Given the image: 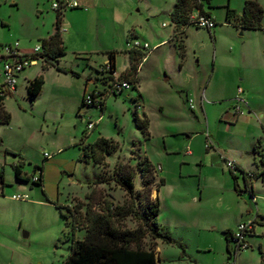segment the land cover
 <instances>
[{
	"label": "rangeland",
	"instance_id": "374dc122",
	"mask_svg": "<svg viewBox=\"0 0 264 264\" xmlns=\"http://www.w3.org/2000/svg\"><path fill=\"white\" fill-rule=\"evenodd\" d=\"M76 1L88 13L94 11V2L108 17L119 19V28L133 24L137 37L126 38L145 40L150 52L138 67L139 86L105 95L103 110L94 105L80 107V89L85 83L83 69L94 68L93 74L100 75L98 70L107 56L93 53L88 63V54H74L68 47L59 57L60 66L68 71L60 76L62 80L53 76L52 66L43 68L38 61L24 70L29 77L36 72L43 75L38 95L30 99L24 81L17 92L3 97L10 120L0 123V172L6 183L0 195V264H61L70 254L72 237L81 239L85 233L83 227L74 226L73 211L82 219L87 204L99 209L106 205L104 201L120 205L129 199L114 180L116 171L132 176L135 208L143 215L146 188L138 162L144 158L150 164L146 177L151 199L159 186L157 220L169 240L183 244L188 264L226 263L224 237L218 226L226 221V211L237 207V200L251 205V198L248 192L235 195L230 178L215 174L207 156L196 158L205 154L206 129L217 131L221 147L236 150L244 158L261 157L252 143L259 134L256 146L264 150L260 125H264V115L257 118L254 111L247 113L246 105H241L243 114L238 122L246 120L228 132L219 113L236 104L239 86L243 90L239 97L264 114V0H256L263 15L255 29L225 19L226 7L238 13L245 0H210V5L203 0L216 24L210 30L188 24L181 36L183 53L175 41L168 39L166 44L154 46L152 40L168 29L161 24L174 0ZM54 18L50 0H0V45L18 41L29 51L39 43V34L53 28ZM97 23L98 28L104 27V22L94 17L88 24L82 22V29L95 30ZM121 51L116 56V77L130 64ZM72 70H78L81 78L71 74ZM96 87L106 88L101 79L89 84L90 90ZM136 103L138 117L148 119L147 135L134 122ZM88 120L95 124L87 136ZM99 137L112 140L115 148L102 163L91 158L85 162L82 145ZM187 149L193 154H186ZM21 160L23 177L39 174L35 166L41 167L42 185L15 178L14 165ZM160 177L164 184L159 183ZM18 193L28 198L11 197ZM200 193L201 199L195 200ZM260 213L264 215V202ZM211 224L215 230L210 229ZM122 226L133 229L137 220L128 216ZM252 238L248 236L252 248L237 253V264H264ZM261 239L264 243V237ZM147 243L146 239L145 247ZM175 245L162 242V261L181 253Z\"/></svg>",
	"mask_w": 264,
	"mask_h": 264
},
{
	"label": "trees",
	"instance_id": "16d2710c",
	"mask_svg": "<svg viewBox=\"0 0 264 264\" xmlns=\"http://www.w3.org/2000/svg\"><path fill=\"white\" fill-rule=\"evenodd\" d=\"M208 2V0H206ZM198 10L200 14L210 16L203 8V0H174L169 18L173 24V39L176 42L180 53H183V44L181 36L185 27L189 24V14L193 10ZM263 15V8L256 0H245L240 13L226 7L225 19L232 21L235 25L241 28H259L260 20ZM60 16L56 15L55 29L47 38L41 39L42 53L39 55L45 62V66H53L57 71L67 73V69L59 66L58 57L65 53L62 40L59 34ZM210 30V29H209ZM129 56V66L122 72L118 78L131 81L136 87V73L139 63L146 56L147 52L141 51H126ZM108 64L110 69L108 76L102 77L104 72L100 73L99 79L102 81L105 78H112L111 73L115 71L114 51H107ZM71 74L77 76L75 71ZM44 78L42 74L35 76L27 85V92L30 99H33L40 92ZM86 105L81 100L80 107ZM104 101L101 102L100 109H103ZM133 119L138 128L147 135L148 121L144 118H139L136 110H133ZM10 114L3 107V98H0V123H8ZM83 141V139H82ZM83 152L81 159L88 162L91 158L95 163H102L106 154L110 153L115 148V143L104 137L97 138L94 142L85 143L82 145ZM16 155V154H13ZM21 164L14 165V175L17 180H29V177L22 176ZM141 175L145 178L142 183L143 188H146V197L143 205V215H140L134 204V184L132 176L120 171H116L114 180L128 195L129 199L123 204L113 205L104 201V207L97 209L96 207H88L87 204L82 219L76 216L74 212V226L83 227L84 235L81 239L72 237L70 244V254L61 264H159L156 258L155 247L156 240L163 242L170 241L169 234L164 231L157 222V214L159 212V201L157 197L150 198L151 184L148 183L147 175L150 171V164L146 158L138 162ZM39 170L38 182L32 184H42L41 167L35 166ZM234 181L236 177H233ZM6 185L3 174L0 172V194ZM67 217L66 214H64ZM132 216L137 220V226L133 229L122 226L123 220ZM80 224V225H79ZM224 236L227 241V259L229 257V239L230 231H224ZM146 239L148 243L145 247ZM181 249L180 257H185L184 246L180 242H176ZM226 264V263H225Z\"/></svg>",
	"mask_w": 264,
	"mask_h": 264
},
{
	"label": "crops",
	"instance_id": "0c3cea01",
	"mask_svg": "<svg viewBox=\"0 0 264 264\" xmlns=\"http://www.w3.org/2000/svg\"><path fill=\"white\" fill-rule=\"evenodd\" d=\"M209 3H210V0H208L207 5H210ZM78 4H79L78 7L65 9L62 11L61 15H59L61 17L60 22H59V34H60V37L62 40L64 51H65V48L68 47V48L72 49L74 54L75 53L76 54H88V56H89L87 58L88 63L90 61H92V58H94L93 53L100 52V53H104L107 56V54H106L107 51H114L115 52V55H114L115 69H116V56L118 53H120V50H122L121 52H122L123 56H126L128 59H129V56H128V53L126 51H141V52H143L142 50H139V49L130 48L127 45V42H128V38H126V37H128L127 35H132V37H137V35H136L137 32L133 28L134 27L133 24L127 25V27L129 26V28H127L126 26L123 28H119V19L117 17H114V16L108 17L106 15V13L101 10V8H99L96 4H94V2H93L94 11L92 13H88V10L85 7H83L79 2H78ZM203 8L205 11H207L209 13V15L211 17L214 18V15L212 14L211 10L208 8H205L204 4H203ZM170 11H171V9L166 14L167 17L163 18L162 24H161L163 29H165V28H168V29L166 30L165 34L159 35V36L155 37V39H152L154 42V46L165 43L168 39L174 41V39H173V24L171 23L170 18H169ZM238 13H240V11ZM56 15H58V13L55 11L53 28L51 30H48L45 34H39V36H38L39 41H41V39H43V38H47L49 35H51L53 33V31L55 29ZM155 16L158 17V15H155ZM94 17L97 19V21L102 20L104 22V24H103L104 27L101 26L98 28V25H100V24L97 23L95 25V30L94 29L90 30L88 28L89 31L88 30L84 31V29H82V27H84L82 22L88 24V23H90V21ZM214 20H215V18H214ZM215 23H216V20H215ZM130 31H131V33H130ZM78 39H80V41H77ZM119 40H120V43H119ZM144 42H146V41L144 40ZM78 43L81 44L79 48H78V46L77 47L74 46ZM19 48H20V51H22L24 53H30L33 49L32 48L28 51L27 48L23 47L20 43H19ZM183 50H184V48H183ZM149 52H147V54ZM147 54H146V56H147ZM146 56L143 59H145ZM59 57H58V64L60 66ZM107 61H108V58L106 57L103 60V63L101 64L100 68ZM40 62L42 63L41 66L43 68L47 67V66H45V62L43 60H40ZM87 65L89 66L90 64L86 63V66ZM90 67H92V66L90 65ZM26 69H24V70H26ZM93 69L94 68H91L89 71H86L85 68L83 69V71H85V76H84L85 77V83H84V85H82V87L80 89V97L81 98H83L87 93H90L93 90H99L98 87H96L95 89L93 88L91 90L89 88V84L90 83L95 84V82L99 80V76H100V75L93 74V71H94ZM24 70L18 75V80H17L15 92H17L18 86L21 82L27 81V83H29L30 80H32L35 76L39 75V72H36V74H32V76L29 77L28 73L25 72ZM53 71H54V72H52V74H54L53 76H55L56 78H60L59 80H62V77H60V76H63L62 74H65V72L63 73V72L57 71L55 68L53 69ZM73 71H75L78 74L77 76L81 78V74H79L80 72L78 70H73ZM31 77H33V78L31 79ZM136 78H137V84H136V87H137V86H139L138 69H137V73H136ZM27 85H26V87H27ZM239 88L240 87L237 86L236 97L240 96L243 92V90L240 88L242 91H241V93L238 94ZM139 96H140L141 100H143L142 93L140 91H139ZM235 100H236V98H235ZM243 100H244L243 102H239V103H237V101H235L236 104L234 106H232V107L225 106L220 110L219 119L225 121V130L226 131L233 132L234 130H236L238 128V126L241 124V122L246 120V118H245V119H242L241 122H238L240 115H235V113H234V107L237 104H239L240 108H241V105H246V108L248 109L247 113L254 111L257 118H260L261 116L264 115L262 113V111H256L254 106L252 105V103L250 101H246L245 99H243ZM201 102H202V98H201ZM85 106H86V108L91 107V105H85ZM3 107H4V104H3ZM4 109H5V107H4ZM101 110H103V109H101ZM260 125H261V130L263 129V131H264L263 123H260ZM206 131L208 132V135H209L210 139L212 140V147L207 149L203 145L205 154L204 155L201 154V156H198V157L196 156L197 157L196 159L203 158L204 156H207L209 161H211V166L213 168V172L215 174L217 173V174H220L221 176H225L226 178H230L231 187H232L231 190H233V193L235 192V195L238 196L239 194H243V193L248 192L249 196L251 198V202H252L251 205L253 206V208H252L251 205L248 204L246 201L237 200V202H238L237 207H235L234 209H229L228 211H226V221L221 222L222 224L220 226H218V227H220V228H218V231H221V234L224 237L225 250L227 251V244L228 243H227L226 238L224 236V231L232 232L238 223L254 218L256 222L254 224V228L252 230V233L249 236L254 237V239L252 238L251 240L254 242L255 245H257V249H258L260 255H262L261 257L263 259L264 258V243H263V240L261 238L264 237V215H262L260 213V205L264 202V150H263V146L261 147L260 145H258V147H257L256 146L257 144L255 142L256 139H258V141H259L260 136H259V134L255 135L254 141L252 143V148H254V146H255L257 153L260 154L261 157L259 158L258 157L259 155L255 154V156L252 158H251V155L249 158H246V157L244 158L240 154V152H236V150H233V149H230L227 147L226 148L221 147V144L219 143V140L217 138V131L212 132V130H211L209 132L206 129L204 132H206ZM259 133H261V132L259 131ZM85 134L87 136L90 135L89 130H87ZM204 139H205V137H204ZM9 151L13 152V150H9ZM190 154H193V153H190ZM220 155H224L227 159L234 161V163L236 164L238 169L236 171H233V172L229 171L227 168L225 169V164H224L223 160L220 158ZM21 162H23V160H21ZM41 177H42V170H41ZM233 177H236L235 181H234ZM42 181H43V179H42ZM159 183L164 184V178L163 177L159 178ZM17 185H20V184H17ZM156 187L157 188H154L153 191L155 192L154 197H157V199H158L159 186H156ZM3 194H4V187L2 189V194H0V195H3ZM13 195L11 196L12 198H13ZM199 199H201V193L198 195V197L195 200H199ZM158 201H159V199H158ZM157 216H158V214H157ZM156 219H157V217H156ZM157 222H158V220H157ZM158 224L161 227V224L159 222H158ZM209 227L211 230L216 229L215 224H211V225H209ZM247 240H248V243L250 245V248H252V245L250 244V240L248 239V237H247ZM162 242L163 241H161V240H156L155 253H156V258H157V261L159 264H163V263H165V264H188L187 258L180 257V251L175 252V256H173V257L168 256L170 258H164V260L162 261L161 257H160V255L163 252ZM176 242L177 241H175V240H170V241H167V244L174 245V244H176ZM226 257H227V255H226ZM223 264H225V263L223 262ZM236 264H237V262H236Z\"/></svg>",
	"mask_w": 264,
	"mask_h": 264
},
{
	"label": "built area",
	"instance_id": "2783aa9c",
	"mask_svg": "<svg viewBox=\"0 0 264 264\" xmlns=\"http://www.w3.org/2000/svg\"><path fill=\"white\" fill-rule=\"evenodd\" d=\"M51 7L61 15L62 11L68 8H76L79 6L76 0H50ZM189 24H193L197 27L211 29L215 26V20L211 16H206L200 14L198 10L192 11L189 14ZM127 45L133 49H139L142 51L149 52L150 46L147 42L140 41L139 39L132 38L127 42ZM42 43L39 41L30 53H24L20 51L19 42L14 41L13 43L2 44L0 45V63H1V82H0V98L8 94H12L16 90L18 75L26 68L31 65L36 64L38 61L42 60L39 56L42 53ZM110 66L108 61L99 68L100 71L104 72L102 77H106ZM112 78H105L102 82L105 84L106 88L93 90L90 93H87L83 98V102L86 105H94L100 108L101 102L104 101V97L107 94H119L123 89H129L133 87L134 84L129 80L119 79L115 76V71L111 73ZM241 89H238V94L241 93ZM237 103L243 102L244 100L239 96L236 97ZM190 106L192 107V101L189 100ZM139 108V104H135V110ZM235 115H242L243 111L241 110L239 104L234 107ZM94 122L86 121L87 130L92 129ZM204 147L209 149L212 147V140L210 139L208 132H205ZM186 154H190L191 150H185ZM220 158L223 160L225 167L229 171H236L238 168L234 161L227 159L224 155H220ZM31 182H38V174H32L29 176ZM14 199L24 200L28 198V195L25 193H18L13 195ZM253 199V198H252ZM254 200V199H253ZM255 219H248L246 221L240 222L236 225L235 229L231 232L229 239V257L226 264H236V255L242 250L250 248L247 237L251 235L254 228Z\"/></svg>",
	"mask_w": 264,
	"mask_h": 264
},
{
	"label": "water",
	"instance_id": "95a60500",
	"mask_svg": "<svg viewBox=\"0 0 264 264\" xmlns=\"http://www.w3.org/2000/svg\"><path fill=\"white\" fill-rule=\"evenodd\" d=\"M25 236H28V233H26Z\"/></svg>",
	"mask_w": 264,
	"mask_h": 264
}]
</instances>
